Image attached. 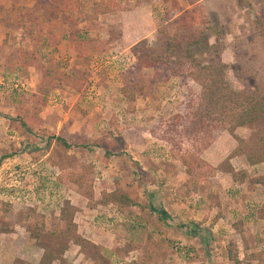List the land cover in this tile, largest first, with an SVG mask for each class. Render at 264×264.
Returning a JSON list of instances; mask_svg holds the SVG:
<instances>
[{
	"label": "rangeland",
	"instance_id": "obj_1",
	"mask_svg": "<svg viewBox=\"0 0 264 264\" xmlns=\"http://www.w3.org/2000/svg\"><path fill=\"white\" fill-rule=\"evenodd\" d=\"M96 1L79 0L78 22L54 12L61 41L42 47L6 23L12 0H0V264H58L41 260L48 250L64 264H234L229 245L237 264H264V163L247 165L230 134L252 138L233 120L244 106L236 72L264 86V0H179L175 15L188 10L207 44L150 88L132 47L163 53L172 0H122L93 19ZM23 50L33 65L20 64ZM134 80L145 93L128 102L119 91ZM196 159L199 184L182 163ZM69 207L83 247L49 235ZM40 230L49 236L35 239Z\"/></svg>",
	"mask_w": 264,
	"mask_h": 264
},
{
	"label": "trees",
	"instance_id": "obj_2",
	"mask_svg": "<svg viewBox=\"0 0 264 264\" xmlns=\"http://www.w3.org/2000/svg\"><path fill=\"white\" fill-rule=\"evenodd\" d=\"M21 1L28 0H12L11 7L9 9L8 16L6 18L7 24H16L22 31V37L31 45H40L42 47H55L61 41V36L58 31L62 28L61 18L78 22L80 20V2L79 0H62L57 5H52L49 0H34L30 7L21 5ZM179 0H172L171 8L168 10V14L171 15L164 21L159 28L157 39L161 42L163 53L161 55L154 54L146 50L143 46L141 52H136L139 49L140 43L132 47L133 53H136L135 70L139 75L143 70H151L153 74L148 77V87H152L156 83L166 81L170 76H176L178 71L184 67L185 63L197 62V56L194 54V49L206 46L205 32L197 26V20L189 15V11H183L180 15L176 16V12L180 11ZM122 0H98L92 4V18L97 19L100 15H107L114 12H122ZM54 12L61 15L58 19L54 17ZM167 21H170L166 24ZM261 39L264 42V30L261 31ZM143 45V44H142ZM79 48V46H77ZM20 64L26 66L33 65L35 55L29 50H23L20 52ZM223 69H227V65L219 63ZM171 65H173L171 67ZM171 70L170 76L160 74V71ZM236 77L238 81L244 85L242 94L244 95V106L238 112L233 115L235 121V128H246L253 132L252 138L248 143L237 138L232 131L230 134L233 139L238 143L236 153L243 154L245 156L246 164L249 166L258 165L264 163V86H256L253 78L247 79L246 72L237 70ZM249 73V72H248ZM145 86L139 84L136 80L133 83L123 86L120 89V95L128 102L134 101L136 96H143ZM52 142L57 143L62 148H70V145L59 137L48 138L47 144ZM93 147H100L105 150V154H111V144H99L92 143ZM80 148L87 150L92 149L90 145H83ZM200 152V151H199ZM198 152V153H199ZM185 167V173L188 175L194 183L199 184L203 179L201 174L196 173V170L202 168L204 162L196 159L194 162L182 161ZM76 184L83 185L82 180L79 178L76 180ZM116 196L115 193L112 194ZM103 204L107 205L109 200L103 198ZM72 207L62 208L60 216H53L56 229L51 232L50 236H60L73 244L83 247L87 245V242L76 233V226L72 222L74 209ZM157 214L166 219L167 213L161 210H156ZM43 230L32 233L33 237L37 240H41L44 235ZM226 252L228 258L234 263H238V257L236 255L233 246H227ZM42 261L49 262L56 261L58 264H64L63 257L55 256L52 251H45L41 257ZM40 260V261H41Z\"/></svg>",
	"mask_w": 264,
	"mask_h": 264
}]
</instances>
